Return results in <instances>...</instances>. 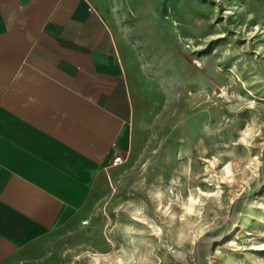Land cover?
I'll return each mask as SVG.
<instances>
[{
    "label": "rangeland",
    "instance_id": "374dc122",
    "mask_svg": "<svg viewBox=\"0 0 264 264\" xmlns=\"http://www.w3.org/2000/svg\"><path fill=\"white\" fill-rule=\"evenodd\" d=\"M136 5L155 27L131 145L58 264H264V0Z\"/></svg>",
    "mask_w": 264,
    "mask_h": 264
},
{
    "label": "crops",
    "instance_id": "0c3cea01",
    "mask_svg": "<svg viewBox=\"0 0 264 264\" xmlns=\"http://www.w3.org/2000/svg\"><path fill=\"white\" fill-rule=\"evenodd\" d=\"M148 1L0 0V264H58L61 230L104 194L146 82Z\"/></svg>",
    "mask_w": 264,
    "mask_h": 264
},
{
    "label": "bare ground",
    "instance_id": "6f19581e",
    "mask_svg": "<svg viewBox=\"0 0 264 264\" xmlns=\"http://www.w3.org/2000/svg\"><path fill=\"white\" fill-rule=\"evenodd\" d=\"M193 204H194V200L192 197L189 198V202L186 206L187 208V211L190 212L192 211L193 209ZM257 208H262L264 207V204L261 203V202H256V205H255ZM240 232H237V234H235L234 236L232 235L229 240H228V244H236V239L239 238L240 236ZM251 248H254V249H262L264 248V241L263 242H260V243H256V244H253ZM88 256H90L91 258H95L97 256V254H94V253H88L87 254Z\"/></svg>",
    "mask_w": 264,
    "mask_h": 264
},
{
    "label": "built area",
    "instance_id": "2783aa9c",
    "mask_svg": "<svg viewBox=\"0 0 264 264\" xmlns=\"http://www.w3.org/2000/svg\"><path fill=\"white\" fill-rule=\"evenodd\" d=\"M123 159H124L123 154H115L112 157L111 165H113V166L118 165V164H120L123 161Z\"/></svg>",
    "mask_w": 264,
    "mask_h": 264
}]
</instances>
